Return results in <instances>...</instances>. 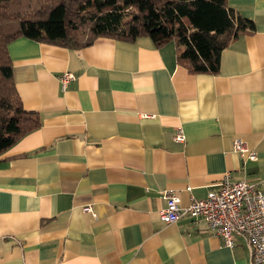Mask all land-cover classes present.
<instances>
[{
	"label": "crops",
	"instance_id": "1",
	"mask_svg": "<svg viewBox=\"0 0 264 264\" xmlns=\"http://www.w3.org/2000/svg\"><path fill=\"white\" fill-rule=\"evenodd\" d=\"M228 3L254 30L221 52L215 75L190 74L172 42L149 38L8 45L40 126L0 155V264H249L243 238L229 248L202 219L159 216L164 190L184 208L226 173L264 192V0ZM64 72L76 78L65 89ZM236 138L255 160L233 152Z\"/></svg>",
	"mask_w": 264,
	"mask_h": 264
},
{
	"label": "trees",
	"instance_id": "2",
	"mask_svg": "<svg viewBox=\"0 0 264 264\" xmlns=\"http://www.w3.org/2000/svg\"><path fill=\"white\" fill-rule=\"evenodd\" d=\"M253 30L228 0H0V155L40 126L13 81L7 47L17 39L69 50L99 38H149L156 48L172 42L190 74L215 75L221 52Z\"/></svg>",
	"mask_w": 264,
	"mask_h": 264
},
{
	"label": "built area",
	"instance_id": "3",
	"mask_svg": "<svg viewBox=\"0 0 264 264\" xmlns=\"http://www.w3.org/2000/svg\"><path fill=\"white\" fill-rule=\"evenodd\" d=\"M75 79L69 72L59 76L63 89ZM174 141H185L180 128L176 129ZM232 147L241 159L255 160V153L242 139L236 138ZM162 196L165 207L159 216L163 223H174L181 216L202 219L209 233L219 238L224 246L232 248L236 238H243L250 250L249 264H264V192L256 184L245 179L232 180L230 174L226 173L204 199L191 197L190 203L184 208L180 207V199L173 190H164ZM83 210L88 212L90 208L85 207Z\"/></svg>",
	"mask_w": 264,
	"mask_h": 264
},
{
	"label": "rangeland",
	"instance_id": "4",
	"mask_svg": "<svg viewBox=\"0 0 264 264\" xmlns=\"http://www.w3.org/2000/svg\"><path fill=\"white\" fill-rule=\"evenodd\" d=\"M171 45V44H170Z\"/></svg>",
	"mask_w": 264,
	"mask_h": 264
}]
</instances>
